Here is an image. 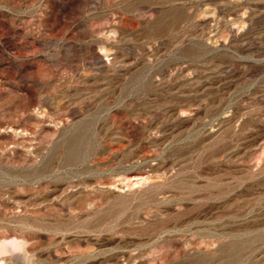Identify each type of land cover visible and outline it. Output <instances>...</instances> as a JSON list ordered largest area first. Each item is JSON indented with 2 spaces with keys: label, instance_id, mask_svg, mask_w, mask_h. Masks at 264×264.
<instances>
[{
  "label": "rangeland",
  "instance_id": "374dc122",
  "mask_svg": "<svg viewBox=\"0 0 264 264\" xmlns=\"http://www.w3.org/2000/svg\"><path fill=\"white\" fill-rule=\"evenodd\" d=\"M11 240L6 264H264V0H0Z\"/></svg>",
  "mask_w": 264,
  "mask_h": 264
},
{
  "label": "bare ground",
  "instance_id": "6f19581e",
  "mask_svg": "<svg viewBox=\"0 0 264 264\" xmlns=\"http://www.w3.org/2000/svg\"><path fill=\"white\" fill-rule=\"evenodd\" d=\"M12 242H10V246L9 245H7V243H5V242H1L0 241V255H2V254H5V252H8V251H11V249H22V241H20V240H11ZM20 249V250H21ZM5 258H1L0 259V264H6V262H5Z\"/></svg>",
  "mask_w": 264,
  "mask_h": 264
}]
</instances>
